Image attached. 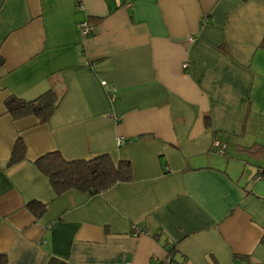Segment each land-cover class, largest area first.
Returning a JSON list of instances; mask_svg holds the SVG:
<instances>
[{"label":"crops","instance_id":"crops-1","mask_svg":"<svg viewBox=\"0 0 264 264\" xmlns=\"http://www.w3.org/2000/svg\"><path fill=\"white\" fill-rule=\"evenodd\" d=\"M0 56L1 264H264V0H0ZM51 88L47 122L8 112ZM53 151L132 178L58 195Z\"/></svg>","mask_w":264,"mask_h":264},{"label":"trees","instance_id":"trees-1","mask_svg":"<svg viewBox=\"0 0 264 264\" xmlns=\"http://www.w3.org/2000/svg\"><path fill=\"white\" fill-rule=\"evenodd\" d=\"M4 66L5 60L0 56V74ZM60 100V93L51 88L34 99L11 96L6 100V107L14 119L36 116L40 122L45 123L55 112ZM25 155V143L21 137H18L9 163H18L25 158ZM36 165L50 179L58 195L70 189L97 194L118 182L129 181L132 178L129 161H120L116 164L107 154L92 160L69 161L59 151H53L37 159ZM37 205L39 203L36 201L29 204L32 210H36ZM41 209L44 207L41 206ZM49 264L64 263L51 260ZM167 264L183 263H176L171 260Z\"/></svg>","mask_w":264,"mask_h":264},{"label":"built area","instance_id":"built-area-1","mask_svg":"<svg viewBox=\"0 0 264 264\" xmlns=\"http://www.w3.org/2000/svg\"><path fill=\"white\" fill-rule=\"evenodd\" d=\"M204 22H206V20ZM80 26H81L82 35L84 38L89 37L93 33L94 28L88 22H82ZM125 143H126V139L124 137H120L118 139L119 145H124ZM226 147H227L226 144H223L219 141L215 142V150L217 153L225 154ZM261 179H264V169L258 173V175L255 177L253 181L255 182ZM143 232L144 231L139 226H136V225L133 226V233L135 235H139ZM240 264H245V263H240Z\"/></svg>","mask_w":264,"mask_h":264}]
</instances>
